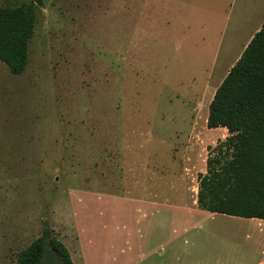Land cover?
I'll return each mask as SVG.
<instances>
[{
	"label": "rangeland",
	"instance_id": "1",
	"mask_svg": "<svg viewBox=\"0 0 264 264\" xmlns=\"http://www.w3.org/2000/svg\"><path fill=\"white\" fill-rule=\"evenodd\" d=\"M263 22L264 0H43L25 69L0 61V264L44 227L73 264H199L144 241H183L168 205L229 135L208 105Z\"/></svg>",
	"mask_w": 264,
	"mask_h": 264
},
{
	"label": "trees",
	"instance_id": "2",
	"mask_svg": "<svg viewBox=\"0 0 264 264\" xmlns=\"http://www.w3.org/2000/svg\"><path fill=\"white\" fill-rule=\"evenodd\" d=\"M43 0L0 6V61L20 74L28 60L37 7ZM207 128L228 136L198 173L197 206L209 212L264 219V22L216 88ZM223 150V151H222ZM44 227L16 252L15 264H73L68 249Z\"/></svg>",
	"mask_w": 264,
	"mask_h": 264
},
{
	"label": "crops",
	"instance_id": "3",
	"mask_svg": "<svg viewBox=\"0 0 264 264\" xmlns=\"http://www.w3.org/2000/svg\"><path fill=\"white\" fill-rule=\"evenodd\" d=\"M196 198L195 191L190 194V201L183 198L177 206L168 205L176 211L172 212V220L167 227L173 235H181L183 241H158L152 248L149 247L150 241H144L148 253L154 252L157 246L164 247L166 244L176 251L192 241L200 253L199 264H264L263 218L223 214L229 220L205 221L202 216L207 210L197 206ZM138 203L144 202L138 200ZM145 203L147 205L154 202L145 200ZM141 208L144 210V206L139 205L138 210Z\"/></svg>",
	"mask_w": 264,
	"mask_h": 264
}]
</instances>
